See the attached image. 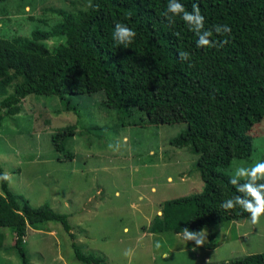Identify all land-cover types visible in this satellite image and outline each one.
<instances>
[{"label": "trees", "instance_id": "trees-1", "mask_svg": "<svg viewBox=\"0 0 264 264\" xmlns=\"http://www.w3.org/2000/svg\"><path fill=\"white\" fill-rule=\"evenodd\" d=\"M182 2L189 11L198 4L206 28L230 24L231 34L213 33L218 40L226 37V42L197 47L196 34L180 16L165 15L167 0H84L81 6L58 9L56 23L40 19L49 29H36L31 37L0 38V127L6 117L22 112L28 96L58 97L78 121L54 132L58 160L75 157L67 143L77 131L82 110L73 96L103 93L104 106L124 120L132 116L139 121L130 119L131 125L155 123L150 119L155 109L179 108L177 115L184 119L176 121L187 123V128L170 144L198 155L204 188L165 201L144 230L150 234H181L183 228L202 231L251 217L239 205L226 209L221 202L237 195L252 198L229 177L234 162L253 156V131L264 121V0ZM117 21L136 30L127 47L113 40ZM51 38L59 43L49 47L45 41ZM182 49L191 53L188 60L179 59ZM0 172H4L1 165ZM0 184V228L12 229L13 247L22 264H29L24 249L29 228L39 230L44 223L58 222L67 233L72 230L66 214L48 203L33 207L11 190L9 180ZM211 240L214 248L216 239ZM73 247L84 264H104L103 258ZM200 264H264V253Z\"/></svg>", "mask_w": 264, "mask_h": 264}, {"label": "rangeland", "instance_id": "rangeland-1", "mask_svg": "<svg viewBox=\"0 0 264 264\" xmlns=\"http://www.w3.org/2000/svg\"><path fill=\"white\" fill-rule=\"evenodd\" d=\"M65 1L0 3V38L31 37L36 29L50 28L40 19L51 25L59 19L58 9L84 3ZM45 42L53 47L59 40ZM103 96H73L82 110L77 131L67 143L73 160H58L53 147L55 131L78 123L58 97L28 96L22 112L6 117L0 127V165L10 175L11 190L33 207L50 204L66 214L72 226L69 233L58 222L29 228L24 244L29 264H84L73 244L86 255L103 258L104 264H200L264 253V215L255 223L250 217L206 227L201 232L207 239L200 245L184 239L183 233H145L165 201L203 191L198 155L170 144L187 128V123L176 121L184 119L178 116L179 108L155 109L150 115L155 123L131 125L130 119L138 120L119 117L102 104ZM253 134V156L234 162L231 175L239 166L264 159V121ZM14 238L11 228H0V264H22Z\"/></svg>", "mask_w": 264, "mask_h": 264}, {"label": "clouds", "instance_id": "clouds-1", "mask_svg": "<svg viewBox=\"0 0 264 264\" xmlns=\"http://www.w3.org/2000/svg\"><path fill=\"white\" fill-rule=\"evenodd\" d=\"M168 13H171L172 17L180 16L196 34L195 44L197 47L207 46L211 48L220 46L226 42L227 38L218 40V38H214L213 33L224 36V34H231L232 31L231 25L228 23H217L211 28H206L205 16L202 14L198 4L195 3L189 11L186 9L182 0H167L165 15H168ZM136 35V30L128 24L121 21L115 23L112 37L119 45L127 47ZM190 55L191 53L188 50L182 49L178 52V57L181 60H188ZM239 178H245L243 183L239 182ZM9 179L10 175L8 172H0V180L6 181ZM261 179H264V159L257 161L250 167L239 166L235 168L233 174L229 177V182L236 185L239 191L245 192L252 198L249 199L247 196L237 195L223 200L221 206L227 209L239 205L242 209L250 213L252 222L255 223L261 214H264V183L256 182ZM183 237L187 241L194 240L196 245L204 243L207 239L205 233L193 231L189 228H183ZM156 247H160L159 241L156 242Z\"/></svg>", "mask_w": 264, "mask_h": 264}]
</instances>
